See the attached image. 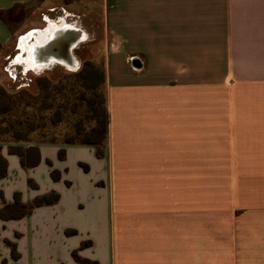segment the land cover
I'll use <instances>...</instances> for the list:
<instances>
[{
	"label": "crops",
	"instance_id": "crops-1",
	"mask_svg": "<svg viewBox=\"0 0 264 264\" xmlns=\"http://www.w3.org/2000/svg\"><path fill=\"white\" fill-rule=\"evenodd\" d=\"M32 1L0 0L1 44L11 37L4 15ZM100 3L104 154L91 145L1 144L2 199L58 194L64 263L80 264L75 252L98 264H264V0ZM16 145L29 164L9 152ZM47 206L27 218L50 216ZM12 220L0 218V264H23L6 255Z\"/></svg>",
	"mask_w": 264,
	"mask_h": 264
},
{
	"label": "rangeland",
	"instance_id": "rangeland-1",
	"mask_svg": "<svg viewBox=\"0 0 264 264\" xmlns=\"http://www.w3.org/2000/svg\"><path fill=\"white\" fill-rule=\"evenodd\" d=\"M67 1L34 0L15 8L12 14L4 15L11 37L5 44L0 43V145L34 144L50 139L52 133L55 140L62 142L65 135L77 133L80 125L87 131L92 124L91 113L86 114L87 101L92 98L93 103H99L105 95L106 31L101 3L100 0H71L75 4L67 5ZM61 21L79 29L82 34L81 41L71 49L72 67L51 60L31 68L22 59H17L18 55L26 56L20 50L22 36L32 34L30 44L35 40L36 32L44 30L49 22L59 24ZM84 70L91 74L77 76ZM43 79L48 81L50 90L54 89L55 104L49 111L44 110L48 94ZM71 86L74 89L70 90ZM81 91L85 100L76 101ZM53 122L54 128L50 126ZM42 125L45 127L41 129ZM28 126L36 128L29 134L30 142L18 140L16 137H23ZM43 133L47 136L42 137ZM68 162L72 163L71 157ZM75 189V194L74 191L65 193L66 205H74L79 193V188ZM52 204H44L49 205L44 209L53 211L50 216L38 213L28 219L26 214L7 225L2 236H8L15 243L5 246L12 263L19 258V263L23 264L64 263L65 259L59 257L66 252L64 240L61 234H54ZM70 215L66 213L65 216ZM64 264H70V260Z\"/></svg>",
	"mask_w": 264,
	"mask_h": 264
},
{
	"label": "trees",
	"instance_id": "trees-1",
	"mask_svg": "<svg viewBox=\"0 0 264 264\" xmlns=\"http://www.w3.org/2000/svg\"><path fill=\"white\" fill-rule=\"evenodd\" d=\"M13 10L14 9H12L9 13H13ZM0 17L3 18V14H0ZM88 71L84 70L82 73L78 74L77 76L87 77V75L89 76V74H91V72L90 71L88 72ZM43 81L46 84L45 85V91L48 94V98L46 99L48 101V104L44 108V110L49 111V110H52V106L55 104L54 95L52 96L54 89L50 90L51 88H49L48 81H46L45 79H43ZM72 89H74V87L71 86L70 90H72ZM70 90H69L68 95L71 96L72 92H70ZM75 99H76V101L77 100H80V101L85 100L84 94L82 93V91H81V95ZM17 107H18V105H17ZM86 108H87L86 114L91 113L90 120L92 122V124L90 125V127L87 131L85 130V128L82 125H80L78 127L77 133H71V134L65 135L63 137L62 142L55 140L54 135L52 133L50 139H48L46 141L37 142V143H61L64 145H67V144L91 145L95 148V155L97 157H101L104 154V149L106 146L107 136H108L109 116H108V111L106 108L105 95L103 96L102 100L99 101V103H93L92 98H89L87 101ZM17 109L18 108H16V110ZM50 120L52 121L53 119H50ZM30 124H32V123H30ZM31 126H28L29 129L27 130V133H25L23 137H16V138L18 140H21V141L24 140V142L29 143L30 142L29 134L36 130V128L31 127ZM50 126L54 128V122ZM44 127L45 126H43V125L40 126L41 129ZM41 136L45 137L47 135L45 133H43ZM21 150H22V147L20 145L9 146V152L17 154L20 157L21 164L23 166H25L26 164H29L30 162L26 161L23 158ZM26 150L27 151L34 150L36 152V157H35V160L33 162L35 164L38 163L39 153L36 150V148L29 146ZM58 157L59 158L64 157V150L63 149L58 151ZM82 168L85 171L88 169V167L86 165H82ZM5 173H6V160L0 154V177L4 176ZM51 177H52V179H58V177H59L58 172L53 170L51 172ZM29 183L32 187H36V185L34 183H32L31 181H29ZM58 197L59 196L57 193H55L54 191H51L48 194L42 195L40 197H35L29 203H23V202H21L19 195L15 194L14 195V201L12 203H6L2 199V196L0 194V218L3 220H8V219H16V218L22 217V216L28 214L33 208H35L37 206L44 205V204H52V203L56 202L58 200ZM68 233H69V231H68ZM6 244L10 245V242L6 241ZM84 245H85V243H84ZM72 256H73L74 260L80 264H98L97 262H93V261H90L87 259H82V258L78 257L75 252H72Z\"/></svg>",
	"mask_w": 264,
	"mask_h": 264
},
{
	"label": "bare ground",
	"instance_id": "bare-ground-1",
	"mask_svg": "<svg viewBox=\"0 0 264 264\" xmlns=\"http://www.w3.org/2000/svg\"><path fill=\"white\" fill-rule=\"evenodd\" d=\"M36 33L35 40L30 44L28 42L32 34L28 33L21 37V54L25 52L26 56L21 58L22 56L18 55V60L22 59L31 68L39 67L51 60L61 62L69 67L73 66V57L68 50L75 43L81 41L82 34L79 29L68 25L65 21H61L59 24L49 22L44 30Z\"/></svg>",
	"mask_w": 264,
	"mask_h": 264
},
{
	"label": "water",
	"instance_id": "water-1",
	"mask_svg": "<svg viewBox=\"0 0 264 264\" xmlns=\"http://www.w3.org/2000/svg\"><path fill=\"white\" fill-rule=\"evenodd\" d=\"M76 45V43L72 46V47H74ZM72 47H71V49H72ZM71 49H69L68 50V52H69V54L71 53L70 51H71Z\"/></svg>",
	"mask_w": 264,
	"mask_h": 264
}]
</instances>
